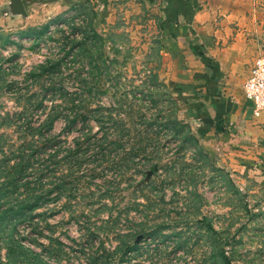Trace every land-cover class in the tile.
I'll use <instances>...</instances> for the list:
<instances>
[{
    "label": "rangeland",
    "instance_id": "rangeland-1",
    "mask_svg": "<svg viewBox=\"0 0 264 264\" xmlns=\"http://www.w3.org/2000/svg\"><path fill=\"white\" fill-rule=\"evenodd\" d=\"M21 1L0 0V264H264L263 161L239 169L185 120L164 0ZM195 1L243 73L264 57V0ZM71 109L27 162V120Z\"/></svg>",
    "mask_w": 264,
    "mask_h": 264
},
{
    "label": "crops",
    "instance_id": "crops-1",
    "mask_svg": "<svg viewBox=\"0 0 264 264\" xmlns=\"http://www.w3.org/2000/svg\"><path fill=\"white\" fill-rule=\"evenodd\" d=\"M194 17L184 22L192 31L182 32L178 24L180 36L165 37L177 72L169 82L173 97L182 105L186 121L220 148L228 147L239 169L257 168L259 160L264 163V112L253 117L251 103L243 97L248 71L243 73L242 65L249 61L248 53L237 57L228 48L216 47L212 33L194 28Z\"/></svg>",
    "mask_w": 264,
    "mask_h": 264
},
{
    "label": "trees",
    "instance_id": "trees-1",
    "mask_svg": "<svg viewBox=\"0 0 264 264\" xmlns=\"http://www.w3.org/2000/svg\"><path fill=\"white\" fill-rule=\"evenodd\" d=\"M162 5L165 8V16H166L164 18V21L162 22V29L165 32L164 36L165 37L167 36L168 38H170L169 36H173V37L180 36L177 29L178 24L180 23V16L183 18V21L185 23H189L192 14L194 12V9L196 7V1L195 0H164ZM47 26L48 24L45 23L40 27H29L27 29V32L32 35H37L45 31L47 29ZM186 29L188 31H192L188 26ZM71 111L72 114L69 113ZM57 117L59 118L62 117L65 120L66 127L70 126L76 119L80 117L84 118V116L81 113L71 109L68 111L67 115L61 116L59 112L47 114L43 117V119L37 121V123H31V121L27 120V127L32 129L31 135L35 134L32 135L30 137V141H28L29 144L27 147V162L31 160L35 156V154L37 155L40 149L42 150L44 148L45 143L52 141V139H50L49 137L46 138L44 135H42L41 132L49 133L50 132L49 130L52 127V122ZM176 120L183 121L178 117L176 118ZM75 154L72 155V153H69L70 156H75ZM40 199H41L40 194L32 195L28 199H22V201L25 202V205L23 206L25 208V211L29 213L32 209L37 207L39 205L38 202H40ZM6 212H9L12 215V217L15 216L18 218L21 214L20 209H14L13 207H9L8 209H6Z\"/></svg>",
    "mask_w": 264,
    "mask_h": 264
},
{
    "label": "built area",
    "instance_id": "built-area-1",
    "mask_svg": "<svg viewBox=\"0 0 264 264\" xmlns=\"http://www.w3.org/2000/svg\"><path fill=\"white\" fill-rule=\"evenodd\" d=\"M243 97L251 103V115L264 112V57L253 59L248 74L242 83Z\"/></svg>",
    "mask_w": 264,
    "mask_h": 264
},
{
    "label": "water",
    "instance_id": "water-1",
    "mask_svg": "<svg viewBox=\"0 0 264 264\" xmlns=\"http://www.w3.org/2000/svg\"><path fill=\"white\" fill-rule=\"evenodd\" d=\"M9 11L10 13L24 15V6L21 0H9ZM150 171H147L145 174V178H147Z\"/></svg>",
    "mask_w": 264,
    "mask_h": 264
}]
</instances>
